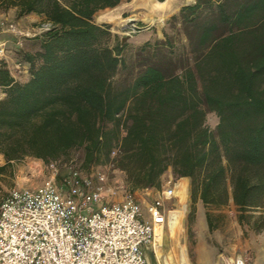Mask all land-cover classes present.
Masks as SVG:
<instances>
[{"label":"trees","instance_id":"1","mask_svg":"<svg viewBox=\"0 0 264 264\" xmlns=\"http://www.w3.org/2000/svg\"><path fill=\"white\" fill-rule=\"evenodd\" d=\"M129 1L0 0V12L49 24L29 38L35 49L17 50L23 78L0 61V176L13 161L49 164L77 149L89 171L116 149L129 192L159 189L170 171L190 179L192 203L231 200L244 223L264 203V0L183 5L168 23L179 24L185 44L165 32L130 59L127 44L111 43V25L94 22L98 11ZM205 218L212 231L209 211ZM250 225L264 230V217Z\"/></svg>","mask_w":264,"mask_h":264},{"label":"built area","instance_id":"2","mask_svg":"<svg viewBox=\"0 0 264 264\" xmlns=\"http://www.w3.org/2000/svg\"><path fill=\"white\" fill-rule=\"evenodd\" d=\"M0 28L16 33L11 22L1 21ZM48 28L44 23L37 33ZM7 52L0 41V61ZM14 68L24 70L20 62ZM116 153L89 171L75 162L60 179L51 162L41 185L11 190L0 202V264H148L147 249L182 210L177 184L160 187L144 210L124 184L108 182L104 168L119 172ZM225 264L248 262L237 256Z\"/></svg>","mask_w":264,"mask_h":264},{"label":"rangeland","instance_id":"3","mask_svg":"<svg viewBox=\"0 0 264 264\" xmlns=\"http://www.w3.org/2000/svg\"><path fill=\"white\" fill-rule=\"evenodd\" d=\"M177 6L184 3H191L193 0H176ZM141 3V1H140ZM133 5H125L114 9L113 11H105V13H121V10H128L133 8V12L125 11L122 17H118L120 23H114L116 32L115 40L111 43L118 42L121 37L129 35L123 44H127V49L123 53L127 58L131 57L143 42L147 40H163L164 33L173 34L178 41L179 46L185 44V38L181 31L179 24L174 26L168 23L171 16H159L156 8L158 5L146 4V6L139 7ZM9 11L0 12V19L6 14H12ZM131 13L133 17L139 15L144 18L145 23L140 25L136 23L135 27L128 25V20ZM125 20V21H123ZM4 21V20H2ZM11 22L16 27V33H10L4 36L8 41L7 64L16 76V78H23L26 73L15 70L14 64L19 62L18 52L32 51L36 42L32 44L31 49H26L24 42L34 39L30 34L22 32V23L18 22L15 18L5 20ZM1 22V20H0ZM122 22V23H121ZM33 32H37L36 30ZM16 34V35H15ZM32 34V33H31ZM22 40V46L16 42ZM130 59V58H129ZM128 59V60H129ZM121 75L117 78H120ZM217 117L214 113H207L206 123L210 129H214L217 124ZM83 158L80 149L74 150L68 159L58 161L56 166L58 168L57 179L65 175L71 165L81 163ZM5 160L0 154V165H3ZM108 174V182L111 185L124 184L127 188L125 175L120 170L113 172L104 168ZM50 175V170L47 163L32 157H25L23 159L13 161L10 169L0 176V202L8 195V193L17 188H32L41 185ZM161 187L175 186L177 184V194L180 195V203L182 210L176 211L171 216V225L169 230H166L163 239L156 246V252L149 254L151 264H164L169 261L173 264H180L179 251L181 248L185 250V257L188 259V264H220L222 257H242L247 260L248 264L264 257V230L256 231L253 229L252 223L264 217V203L260 207L248 209L245 212L244 223H240L238 218L240 211L230 200L229 204L222 207H205L200 200L192 203L191 200V183L189 178H182L178 180L174 178L173 174L168 171L162 177ZM179 186V187H178ZM158 189H139L133 194L136 199L141 203L142 208L145 210L150 201L156 196ZM209 211L214 228L212 231L208 230L206 223L205 212ZM199 214L198 220L197 215ZM172 259V260H171Z\"/></svg>","mask_w":264,"mask_h":264},{"label":"crops","instance_id":"4","mask_svg":"<svg viewBox=\"0 0 264 264\" xmlns=\"http://www.w3.org/2000/svg\"><path fill=\"white\" fill-rule=\"evenodd\" d=\"M140 1H141V3H140ZM194 1L195 0H193L191 3H193ZM146 4H148V5H150V4L158 5V7L156 8L157 14L159 16L163 17V16H171V15L177 13L179 11V9L181 8V6L186 5V4H189V3H184V4H181V5H178L177 6L176 5L177 4V1L176 0H165L164 2H159L157 0H154V2H150V3L149 2H145V0H131L129 2H122L118 6L112 8V9L107 8V9L98 11L94 15V22L97 23V24L108 23V24L111 25L110 31L112 33L113 32H116L114 23H120L118 21V19H119L118 17H122L123 18L122 15L125 13V11H128V12H131L132 11L133 12V8L132 9H128V10H121V13H118V12L117 13H113L112 12L110 14L108 12L105 13V11H108V10L113 11L114 9H118L119 7H123L125 5H127V6L128 5L129 6L130 5H133L132 7L139 5V7L140 6L143 7V6H146ZM11 13L12 14H6V16L3 17V19H0V20L1 21L2 20L5 21V20L10 19L11 16H12V18H15L16 20H18V22H21L23 24L22 25V28H21L22 29V32H25L27 34H30L32 38L37 34V32H33V31H35V30L37 31L45 23L44 22L45 21L44 20V17L43 16H40L38 14L32 13V14H29L27 16H24V17H22L20 19H17L16 16H15V10L14 9L11 10ZM109 15H111V16H109ZM133 15H135V14L134 13H131L129 17H126V20L130 21V20H132V19L135 18L137 24L138 23H140V24H144L145 23V20H144L143 17H141L139 15L133 17ZM123 21H125V20H123ZM10 33L11 32L7 31L6 29L0 28V41H4L6 43L7 49H8V41H7V39L4 36L9 35ZM14 37L16 38V42H17V37L15 35H14ZM146 37L147 36H145V41L147 39H149V38H146ZM34 42H36L35 39L34 40H29V41H26L25 40L24 46L26 47V49H31L32 48V44ZM36 47H37V45L34 46V49ZM7 57L8 56H6V58ZM25 68H26V66H24V69ZM23 72L26 73V69ZM11 73H12V71H11ZM12 75L14 76V78H16V76L13 73H12ZM198 217H199V214L197 215V220H198ZM157 242L158 241L156 240V243H155L154 248L149 247L147 249L148 264H151V259H150L149 254L152 255L151 252H153V253L156 252V246L159 244ZM185 253H186L185 250L183 248H181L180 251H179V262H180V264H188L189 263V262H187L188 259H186L187 256L185 257V255H186ZM228 258H232V257H222L220 264H225V261ZM164 264H170V262L169 261H167V262L165 261ZM171 264H173V263L171 262ZM251 264H264V257H261V258L257 259L256 261L252 262Z\"/></svg>","mask_w":264,"mask_h":264},{"label":"bare ground","instance_id":"5","mask_svg":"<svg viewBox=\"0 0 264 264\" xmlns=\"http://www.w3.org/2000/svg\"><path fill=\"white\" fill-rule=\"evenodd\" d=\"M145 2H154V0H145ZM103 16V15H102ZM101 16V17H102ZM109 16H111V15H109ZM105 19V18H104ZM163 237H164V235H163V232L162 233H158V236H157V241L158 242H161L162 241V239H163Z\"/></svg>","mask_w":264,"mask_h":264},{"label":"water","instance_id":"6","mask_svg":"<svg viewBox=\"0 0 264 264\" xmlns=\"http://www.w3.org/2000/svg\"><path fill=\"white\" fill-rule=\"evenodd\" d=\"M128 25L133 26V25H134V20H130V21L128 22ZM129 37H130L129 35L124 36V37H121V40H120L121 44H123V43L126 41V39H128Z\"/></svg>","mask_w":264,"mask_h":264}]
</instances>
